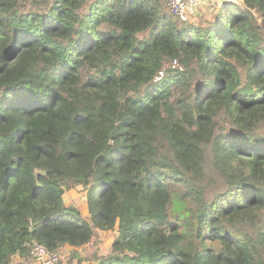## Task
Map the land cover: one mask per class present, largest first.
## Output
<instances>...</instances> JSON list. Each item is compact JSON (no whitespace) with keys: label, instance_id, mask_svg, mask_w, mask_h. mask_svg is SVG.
I'll list each match as a JSON object with an SVG mask.
<instances>
[{"label":"trees","instance_id":"16d2710c","mask_svg":"<svg viewBox=\"0 0 264 264\" xmlns=\"http://www.w3.org/2000/svg\"><path fill=\"white\" fill-rule=\"evenodd\" d=\"M42 1L0 0V264L116 229L92 264H264V0Z\"/></svg>","mask_w":264,"mask_h":264},{"label":"rangeland","instance_id":"374dc122","mask_svg":"<svg viewBox=\"0 0 264 264\" xmlns=\"http://www.w3.org/2000/svg\"><path fill=\"white\" fill-rule=\"evenodd\" d=\"M164 1V0H163ZM228 1H235L236 3H229ZM46 1L42 0H27L24 7L29 9L39 8L45 5ZM165 2V1H164ZM229 4L241 5L242 0H205V4L197 8L193 16V20L188 21L193 26L206 25L215 20L218 14ZM222 7V9H221ZM173 68L179 66V62ZM165 73V72H164ZM216 179V178H215ZM87 189L83 185H75L71 189H67L64 195L65 204H78L80 207L85 208L87 204ZM81 211V210H80ZM118 235V230L101 231L97 230L92 242L88 245L77 249L78 254L75 255L71 247L62 248L59 251L60 259L58 264H92L95 263L96 257L107 254ZM29 257V256H28ZM28 257L21 258L15 256V262L22 264H39L34 260H29ZM73 257V258H72ZM72 258V259H71ZM71 260V262H70Z\"/></svg>","mask_w":264,"mask_h":264},{"label":"built area","instance_id":"2783aa9c","mask_svg":"<svg viewBox=\"0 0 264 264\" xmlns=\"http://www.w3.org/2000/svg\"><path fill=\"white\" fill-rule=\"evenodd\" d=\"M169 9L182 21L188 22L193 20V16L200 8L201 5L205 4V0H164ZM229 3H236L235 1H228ZM177 63V60L174 61ZM175 66V65H174ZM164 76V71H162L156 78L160 80ZM30 258V259H29ZM29 260H34L39 264H58L60 259V254L58 250L49 251L42 244H35L28 257Z\"/></svg>","mask_w":264,"mask_h":264},{"label":"crops","instance_id":"0c3cea01","mask_svg":"<svg viewBox=\"0 0 264 264\" xmlns=\"http://www.w3.org/2000/svg\"><path fill=\"white\" fill-rule=\"evenodd\" d=\"M86 199H87V197H86ZM66 206H76V207H78L80 210H81V212H82V214L84 215V216H86V217H89L90 216V214H89V210H88V204H85L86 206H85V208H83V207H80L78 204H65Z\"/></svg>","mask_w":264,"mask_h":264},{"label":"clouds","instance_id":"9594fccd","mask_svg":"<svg viewBox=\"0 0 264 264\" xmlns=\"http://www.w3.org/2000/svg\"><path fill=\"white\" fill-rule=\"evenodd\" d=\"M156 81H158V80H156Z\"/></svg>","mask_w":264,"mask_h":264}]
</instances>
